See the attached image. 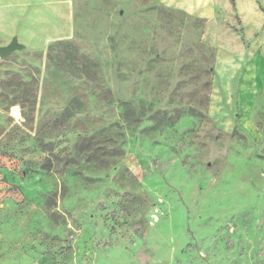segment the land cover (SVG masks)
Returning a JSON list of instances; mask_svg holds the SVG:
<instances>
[{
    "label": "rangeland",
    "instance_id": "374dc122",
    "mask_svg": "<svg viewBox=\"0 0 264 264\" xmlns=\"http://www.w3.org/2000/svg\"><path fill=\"white\" fill-rule=\"evenodd\" d=\"M251 25L235 0H0V264H264Z\"/></svg>",
    "mask_w": 264,
    "mask_h": 264
},
{
    "label": "crops",
    "instance_id": "0c3cea01",
    "mask_svg": "<svg viewBox=\"0 0 264 264\" xmlns=\"http://www.w3.org/2000/svg\"><path fill=\"white\" fill-rule=\"evenodd\" d=\"M235 5L244 23L247 24L249 21L252 23L250 31L247 34L251 35L262 27L264 13L258 8L255 0H235ZM260 5L264 9V0H260ZM256 41V44L262 43L264 41V34L259 35Z\"/></svg>",
    "mask_w": 264,
    "mask_h": 264
},
{
    "label": "water",
    "instance_id": "95a60500",
    "mask_svg": "<svg viewBox=\"0 0 264 264\" xmlns=\"http://www.w3.org/2000/svg\"><path fill=\"white\" fill-rule=\"evenodd\" d=\"M21 47V44L15 38H13L9 44L5 46H0V57L7 56L14 50Z\"/></svg>",
    "mask_w": 264,
    "mask_h": 264
},
{
    "label": "built area",
    "instance_id": "2783aa9c",
    "mask_svg": "<svg viewBox=\"0 0 264 264\" xmlns=\"http://www.w3.org/2000/svg\"><path fill=\"white\" fill-rule=\"evenodd\" d=\"M13 113L16 114V110H14Z\"/></svg>",
    "mask_w": 264,
    "mask_h": 264
}]
</instances>
